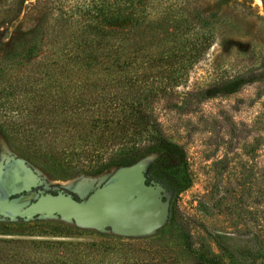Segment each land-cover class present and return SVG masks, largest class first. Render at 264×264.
Segmentation results:
<instances>
[{"label":"rangeland","instance_id":"rangeland-1","mask_svg":"<svg viewBox=\"0 0 264 264\" xmlns=\"http://www.w3.org/2000/svg\"><path fill=\"white\" fill-rule=\"evenodd\" d=\"M189 1L188 8L198 6L204 15L216 14L206 19L218 20V30L203 58L186 71L179 85L153 103L163 135L185 151L191 183L177 195L175 203L186 230L167 226V218L150 234L120 236L78 227L57 217L24 221L0 215V257L6 259L4 264H18L13 261L16 258L24 264H264V258L228 255L210 237L219 232L241 242L254 238L264 253V0ZM14 2L1 0V6ZM77 2L21 0L15 15L1 19L0 49L11 41H22L15 28L23 31L43 15L50 23L56 12H74ZM147 34L140 38H147ZM48 50L27 64L0 71V87L5 78L34 71L46 61ZM238 74L255 79L234 93L201 99L210 83ZM2 110L0 122L16 117V109L6 110L5 117ZM59 117L63 113L56 114L54 120ZM62 128L61 124H43L36 139L42 148L35 147L43 154L29 158L0 132V165L6 157L22 159L45 188L58 186L71 191L88 183L83 179L93 187L113 169L95 176L58 178L54 164L58 155L66 162L77 159L66 149L67 133L61 132Z\"/></svg>","mask_w":264,"mask_h":264},{"label":"trees","instance_id":"trees-1","mask_svg":"<svg viewBox=\"0 0 264 264\" xmlns=\"http://www.w3.org/2000/svg\"><path fill=\"white\" fill-rule=\"evenodd\" d=\"M78 1L74 12H56L50 23L43 15L23 31L15 28L22 41L0 49V71L27 64L49 49L34 71L2 80L1 115L14 108L16 117L0 122V132L22 156L40 157L43 150L35 147L42 148L36 139L43 124H61L66 149L77 159L66 162L58 155L54 164L60 179L99 175L154 154L145 174L170 192L167 226L186 230L175 203L191 183L185 151L163 135L153 103L203 58L219 22L206 18L216 14L188 8L189 0ZM20 3L1 6L0 0V22L15 15ZM145 32L149 39L140 38ZM254 79L249 74L219 78L200 97L234 93ZM58 113L63 117L56 121ZM210 237L228 255L264 258L254 238L241 242L219 232Z\"/></svg>","mask_w":264,"mask_h":264},{"label":"water","instance_id":"water-1","mask_svg":"<svg viewBox=\"0 0 264 264\" xmlns=\"http://www.w3.org/2000/svg\"><path fill=\"white\" fill-rule=\"evenodd\" d=\"M154 154L114 168L105 178L90 184L82 197L75 190L44 193L31 201L9 198L35 183L31 170L20 158L6 157L0 165V215L29 221L57 217L78 227L142 236L154 232L168 218L170 192L154 180L146 183L145 170ZM19 185L17 186V183ZM85 192V191H84ZM74 195V196H73Z\"/></svg>","mask_w":264,"mask_h":264},{"label":"flooded vegetation","instance_id":"flooded-vegetation-1","mask_svg":"<svg viewBox=\"0 0 264 264\" xmlns=\"http://www.w3.org/2000/svg\"><path fill=\"white\" fill-rule=\"evenodd\" d=\"M148 180H153V179L148 178V176H146V183L148 182ZM17 186H21V185H19V182L17 183ZM58 190H59L58 186H50L49 188H45L44 183L42 181L38 180L37 177H35V183L33 185L29 186L28 191L20 190L19 192L10 195L9 198H18V199L21 198L20 201H22V200L23 201H31L40 194H44V193L55 194ZM63 191L67 192V193L70 192L64 188H63Z\"/></svg>","mask_w":264,"mask_h":264},{"label":"bare ground","instance_id":"bare-ground-1","mask_svg":"<svg viewBox=\"0 0 264 264\" xmlns=\"http://www.w3.org/2000/svg\"><path fill=\"white\" fill-rule=\"evenodd\" d=\"M84 181L88 182L87 184H79L78 186H76L75 188H72L73 190H75L79 195L83 194L86 187L90 184V181L89 180H85L83 179ZM78 183V182H77ZM14 202H19V200H16Z\"/></svg>","mask_w":264,"mask_h":264}]
</instances>
